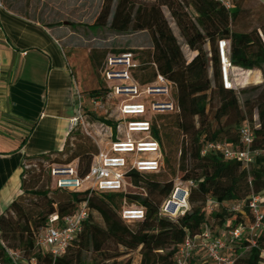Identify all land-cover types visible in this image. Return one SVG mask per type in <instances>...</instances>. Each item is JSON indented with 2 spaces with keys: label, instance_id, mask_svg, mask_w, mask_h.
<instances>
[{
  "label": "trees",
  "instance_id": "trees-1",
  "mask_svg": "<svg viewBox=\"0 0 264 264\" xmlns=\"http://www.w3.org/2000/svg\"><path fill=\"white\" fill-rule=\"evenodd\" d=\"M144 1L103 0L93 26L107 27L119 34L146 32L151 40L149 64L153 68V79L158 73L174 85L172 97L177 110L149 118L148 138L159 145L161 166L151 173L126 171L124 191L67 192L51 188V193L60 197L57 201L48 199L47 191H33L32 195L44 200L41 211L33 217L19 203L20 196L26 191L28 167L46 163L45 172L49 178L47 169L50 165L73 164L77 175L84 177L97 150L81 137L68 134L59 151L24 155L21 159V193L0 213V264H12L5 248L22 251L21 264H30L32 259L35 264H87L82 260L83 252L100 254L109 251L111 246L127 251L139 249L140 264H177L183 241L205 231L213 239L226 241L235 257L234 264L264 262V256H261L264 252V220L251 236L245 232L237 240L227 237L235 227L248 228L253 224L247 201L251 195H264V86L240 91L224 89L217 49L219 41H226L224 55L234 68L264 73V36L257 30H233L241 12L235 0L230 9L215 0ZM162 7L167 9L185 45L194 53L188 61L163 16ZM187 8L192 11V17ZM206 44L209 51L203 48ZM106 93L107 89H96L88 96L103 98ZM238 94L245 95L242 105ZM212 102L215 104L209 108ZM253 111H256L254 116ZM98 120L111 129L115 140L116 122ZM244 126L253 131L250 149L260 152L248 167L225 160L217 150L205 149L210 143L242 149L239 133ZM71 139L75 140L74 144L70 143ZM177 154L179 176L175 180L192 181L194 187L190 189L188 210L181 216L166 218L160 215V210L175 181H165L164 174L175 175ZM208 199L218 206L207 210ZM82 203L87 204L88 215L66 253L52 258L49 253L40 251L35 244V235L48 217L71 215ZM234 204H240L238 212H231ZM124 208L142 209L143 218L124 220ZM93 214L101 219L103 226L92 221ZM251 240L255 241L254 246H251ZM71 248H74L72 252ZM243 249L246 250L242 252ZM184 264L211 263L205 251L200 249L193 250Z\"/></svg>",
  "mask_w": 264,
  "mask_h": 264
},
{
  "label": "built area",
  "instance_id": "built-area-1",
  "mask_svg": "<svg viewBox=\"0 0 264 264\" xmlns=\"http://www.w3.org/2000/svg\"><path fill=\"white\" fill-rule=\"evenodd\" d=\"M225 9H230L234 0H215ZM264 3V0H257ZM0 8L2 4L0 3ZM226 41H219L217 49L220 63V77L224 89L235 88L232 82L234 67L224 55ZM108 70L105 77L111 82H118L120 86L113 87L111 94L119 99L116 107L115 140L109 129L110 138L103 149L98 148L93 157L88 173L79 177L73 164L50 165L47 173L50 178L51 188L59 191L81 192L85 190L99 192H118L126 189L127 183L124 175L126 171L156 172L161 166V153L156 141L149 139V118L156 114H166L177 110L172 97L174 85L156 73L153 81L148 85L139 87L132 81L130 70L136 69L138 64L133 61L131 54H121L107 60ZM77 104L74 115L67 124V134L82 128L86 133L84 121V105L77 92ZM93 101H91L92 103ZM97 106V103H95ZM87 134V133H86ZM240 142L242 149L233 150L226 144L210 143L205 149L217 150L228 161H237L248 167L259 151L251 150L253 131L244 126L240 129ZM205 150L202 151V154ZM194 187L192 181L181 182L175 180L173 188L164 200L160 215L166 218L181 216L188 210V197L190 189ZM206 209L212 210L217 203L208 199ZM247 209L253 216L254 222L248 228L239 225L227 233L233 240L240 239L245 232L251 236L260 229L264 220V195H251L247 201ZM231 212H238L240 204H234ZM140 208H124L122 218L126 221H135L143 218ZM88 215L87 204L82 203L71 214L59 218L56 214L48 217L46 224L36 233L35 244L37 248L49 253L52 258H57L66 253L69 245L77 236L83 221ZM196 239L197 242H194ZM255 241L251 240V246ZM3 247L4 244L1 242ZM204 250L211 264H234L235 257L225 240L213 239L205 231L193 239L186 238L181 244L177 256V264H184L193 250ZM246 249H243L244 252ZM12 264H21L22 256L15 251L5 248ZM264 256V252H261ZM30 264H35L32 259ZM264 264V262H262Z\"/></svg>",
  "mask_w": 264,
  "mask_h": 264
},
{
  "label": "rangeland",
  "instance_id": "rangeland-1",
  "mask_svg": "<svg viewBox=\"0 0 264 264\" xmlns=\"http://www.w3.org/2000/svg\"><path fill=\"white\" fill-rule=\"evenodd\" d=\"M143 2L144 0H136ZM103 0H1L3 6L12 8L27 18L38 21L46 27L52 28V36L60 45L66 56L70 68L82 89L85 101L86 133L80 127L71 132L74 137H81L88 145L98 150L103 149L108 137L109 130L98 118L116 121L118 113L116 107L119 99L111 94L113 87L120 86L118 82L106 79L105 72L108 70L107 60L118 57L121 54H131L133 61L138 64L136 69L130 70L132 81L139 87L148 85L153 81L151 61V40L146 32L115 33L109 28H97L93 26L102 6ZM144 2L151 3L150 0ZM241 9L238 20L233 24L235 31H259L264 36V3L255 0H235ZM163 16L176 38L182 55L188 61L194 53L185 45L177 27L169 12L162 7ZM189 16L192 11L187 8ZM209 51L208 45L203 47ZM153 69V68H152ZM210 76V71H209ZM232 82L236 89H249L254 86H264V73L258 70H242L234 68ZM96 89H107L105 96L91 98L88 93ZM239 104L242 105L245 95L238 94ZM91 101H93L91 103ZM97 103V106H95ZM214 102L209 108L214 106ZM256 111H253V116ZM94 115V118L91 117ZM256 120V118L254 117ZM78 137V138H79ZM70 143H75L74 139ZM72 147V145H69ZM65 157V156H64ZM62 157L61 159H65ZM179 154L176 156L175 175L165 172V181L176 179L179 176ZM181 164V159H180ZM26 177L25 192L19 198V203L29 214L36 216L41 211L44 200L32 195L33 191H47L48 199L57 201L59 196L51 193V183L46 175V163L30 165ZM61 196V195H60ZM92 221L103 226L101 219L93 214ZM133 227L134 224H129ZM33 232L36 231L33 229ZM4 244V243H3ZM75 248V247H74ZM74 248H71L72 252ZM109 251L95 254L83 252L82 260L87 264H140L139 249L127 251L121 247L111 246ZM22 257L23 252L17 251Z\"/></svg>",
  "mask_w": 264,
  "mask_h": 264
},
{
  "label": "crops",
  "instance_id": "crops-1",
  "mask_svg": "<svg viewBox=\"0 0 264 264\" xmlns=\"http://www.w3.org/2000/svg\"><path fill=\"white\" fill-rule=\"evenodd\" d=\"M51 32L10 7L0 8V213L21 193L22 157L59 151L77 92L85 104Z\"/></svg>",
  "mask_w": 264,
  "mask_h": 264
}]
</instances>
